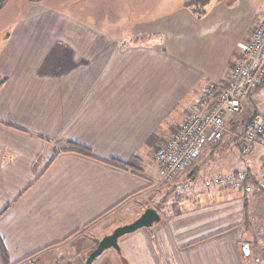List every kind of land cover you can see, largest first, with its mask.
Segmentation results:
<instances>
[{
	"label": "crops",
	"instance_id": "obj_1",
	"mask_svg": "<svg viewBox=\"0 0 264 264\" xmlns=\"http://www.w3.org/2000/svg\"><path fill=\"white\" fill-rule=\"evenodd\" d=\"M53 1L17 4L0 29V237L9 262L61 256L110 213L128 206L137 217L170 188L177 193L170 209H156L158 223L119 240L127 264H264V139L248 153L239 139L264 116V81L226 116L222 140L203 144L172 182L159 185L156 161L206 89L228 90L264 0H209L201 13L189 0ZM241 171V188L205 185ZM84 249L68 251L65 264H84Z\"/></svg>",
	"mask_w": 264,
	"mask_h": 264
},
{
	"label": "built area",
	"instance_id": "obj_2",
	"mask_svg": "<svg viewBox=\"0 0 264 264\" xmlns=\"http://www.w3.org/2000/svg\"><path fill=\"white\" fill-rule=\"evenodd\" d=\"M264 80V16L231 69L229 87L219 93L216 88L206 89L195 110L181 124L171 138L156 151L160 183L172 182L194 161L203 144L214 145L222 140L227 131L225 118L241 111V100L256 93ZM242 153L264 139V116H257L239 136ZM246 172H218L205 180L206 186L223 184L241 188L247 181ZM264 182V162L261 172ZM264 248V235L260 240ZM256 262H263L257 258ZM16 264H37L34 257H27Z\"/></svg>",
	"mask_w": 264,
	"mask_h": 264
},
{
	"label": "rangeland",
	"instance_id": "obj_3",
	"mask_svg": "<svg viewBox=\"0 0 264 264\" xmlns=\"http://www.w3.org/2000/svg\"><path fill=\"white\" fill-rule=\"evenodd\" d=\"M11 2H12V0H8L7 3L5 4V6L10 4ZM22 2H28V0H13V2L10 4V7H8L6 13H3V15H2L3 19H0V29L6 28V26L9 25V21L11 22V20L13 19L10 17H14V16L18 15V10L16 9V6H17V4H18V6H20V4H22ZM54 2H55V0L52 2V4ZM195 160L196 159H194V161ZM205 170H206V165H201L200 173L198 174L197 179H196L198 185H200V186L202 185V181L204 178L203 173ZM159 185L162 186L163 183H159ZM162 190H163V192H166L165 191L166 188H164ZM173 191L174 190H172V189L170 190V188L168 189L167 194H166V196H167L166 200H163V199H165L164 194L161 195L160 197L157 195L153 196L150 200L153 207L155 209H158V211L160 208H163V210L166 211L167 206L169 205L168 208L170 209L172 207V206H170V204L172 205L171 201H172V199L174 200L175 194L177 193L176 191L175 192H173ZM177 191H180V193L182 192L180 189ZM189 194H190V190H186V191L181 193V198L189 196ZM161 200H163V202H161ZM173 203H174V201H173ZM162 204L166 205V206H162ZM148 205L149 204H145L142 206L137 217L132 216L133 209L129 208L128 206L124 207L121 210H118L116 212L110 213L108 216L104 217L102 220H100L95 225L90 227V229L87 230L85 236L83 235L84 238H82V240L78 241L77 244L75 245V247L70 248V249H66V248L62 249L63 254L61 256L58 255V252L51 251V252H49L48 256L43 257V259L40 260V262L38 264H65L64 259L66 257H68V255H69L68 251H70L71 254H75L76 252H78L79 250L81 251L84 248H85L84 253L86 256H88L89 253L98 246V243L100 242V240L104 236L111 234L118 226L128 224V223H131L134 220H136L148 208ZM157 223H158V221L155 222L154 225ZM143 228H145V227H143ZM261 229H262V231L260 232V237L258 238L259 243H260L262 236L264 235V223H263V227ZM260 245H261V243H260ZM261 248H262V246H261ZM119 252L120 251L116 250L115 248H108L98 258H96L94 260L93 264H127V262L125 261L124 255H122ZM76 254H78V253H76ZM86 259H87V257H86ZM86 259H85V261H86Z\"/></svg>",
	"mask_w": 264,
	"mask_h": 264
},
{
	"label": "water",
	"instance_id": "obj_4",
	"mask_svg": "<svg viewBox=\"0 0 264 264\" xmlns=\"http://www.w3.org/2000/svg\"><path fill=\"white\" fill-rule=\"evenodd\" d=\"M161 219L159 212L155 208H147L141 216L131 223L118 226L111 234L104 236L98 246L88 255L84 264H93L106 249L115 248L120 250L119 240L121 237L133 233L140 228L150 227L154 222Z\"/></svg>",
	"mask_w": 264,
	"mask_h": 264
},
{
	"label": "trees",
	"instance_id": "obj_5",
	"mask_svg": "<svg viewBox=\"0 0 264 264\" xmlns=\"http://www.w3.org/2000/svg\"><path fill=\"white\" fill-rule=\"evenodd\" d=\"M8 0H0V11L4 8L5 4L7 3ZM29 2H42L43 0H28ZM209 2V0H189L188 4L190 5H195V11L198 13H201V11H203V7ZM264 81V80H263ZM263 83V82H262ZM261 83V84H262ZM261 86V85H260ZM259 86V87H260ZM259 89V88H258ZM257 117V116H256ZM254 117V118H256ZM253 118V119H254ZM252 119V120H253ZM252 122V121H251ZM250 122V123H251ZM249 126V125H248ZM247 126V128H248ZM73 151H77L86 155H91L90 150H88L87 148H84L82 146L79 145H75L72 149ZM108 162H111L119 167L122 168H126V169H135V166L133 164V161H121L118 159H114V160H110ZM247 221V218H246ZM120 251V250H118ZM92 252V251H91ZM90 252V253H91ZM89 253V254H90ZM120 253V252H119ZM0 264H11L9 262V256H8V252L5 248V245L3 243V240L0 237Z\"/></svg>",
	"mask_w": 264,
	"mask_h": 264
}]
</instances>
